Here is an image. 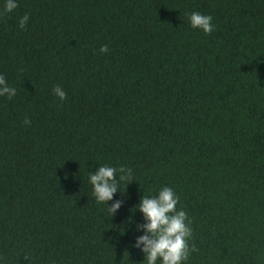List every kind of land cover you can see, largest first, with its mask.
I'll use <instances>...</instances> for the list:
<instances>
[{
  "label": "trees",
  "instance_id": "obj_1",
  "mask_svg": "<svg viewBox=\"0 0 264 264\" xmlns=\"http://www.w3.org/2000/svg\"><path fill=\"white\" fill-rule=\"evenodd\" d=\"M18 4L0 15L17 90L0 97V264H144L134 208L164 186L192 221L187 264H264V0ZM102 165L133 171L114 217L88 180Z\"/></svg>",
  "mask_w": 264,
  "mask_h": 264
},
{
  "label": "clouds",
  "instance_id": "obj_2",
  "mask_svg": "<svg viewBox=\"0 0 264 264\" xmlns=\"http://www.w3.org/2000/svg\"><path fill=\"white\" fill-rule=\"evenodd\" d=\"M18 6V0H4L0 15L12 13ZM29 21L28 14L22 16L19 20V28L25 29ZM189 23L193 29L200 30L206 35H210L215 30L213 17L198 11L189 15ZM99 51L106 54L109 48L103 45ZM53 92L61 101L67 99V93L62 87L56 86ZM16 94V88L9 86L5 76L0 74V97L11 100ZM24 124L30 125L31 121L25 119ZM132 175L131 168L107 165L99 166L94 173L88 174L96 202L106 204L107 212L112 217L121 209L123 201L115 200L111 206H108V202L113 201L118 192H125L120 190L121 184L130 181ZM179 203L180 198L174 189L164 186L155 195L144 193L139 204L134 208L135 211L142 213L144 219V223L138 225L136 229L143 235H138L133 245L144 253V264H187L191 254L197 251L194 245H189V241L193 238L192 221L182 207L178 209Z\"/></svg>",
  "mask_w": 264,
  "mask_h": 264
}]
</instances>
